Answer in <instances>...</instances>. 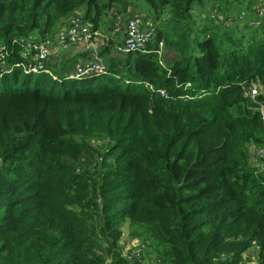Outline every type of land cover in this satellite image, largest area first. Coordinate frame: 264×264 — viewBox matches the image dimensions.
<instances>
[{"label": "trees", "instance_id": "1", "mask_svg": "<svg viewBox=\"0 0 264 264\" xmlns=\"http://www.w3.org/2000/svg\"><path fill=\"white\" fill-rule=\"evenodd\" d=\"M259 1L0 0V264H264V25L238 18ZM75 14L104 72H28L22 41ZM141 14L166 66L117 52Z\"/></svg>", "mask_w": 264, "mask_h": 264}, {"label": "built area", "instance_id": "2", "mask_svg": "<svg viewBox=\"0 0 264 264\" xmlns=\"http://www.w3.org/2000/svg\"><path fill=\"white\" fill-rule=\"evenodd\" d=\"M251 15V17H250ZM215 23L218 25H229V22L220 20L216 12H213ZM239 20H243L249 27H260L264 25V0L250 8L249 13L242 12L238 16ZM152 20L145 21V17L141 15H133L123 25L124 43L117 48L119 54L125 55L135 51H143L144 53H154L158 57L159 63L166 66L162 56L164 53V43L158 42L153 48L147 51V47L153 42L155 30L152 27ZM93 38H104L101 31H91L83 22L80 14L73 15L68 21L66 27L60 32L54 41L45 39L38 40L30 36L23 44L21 51L22 58L28 60L30 66L28 72L39 73L44 72L51 74L47 69V64L52 60L65 56L72 48L78 45H84L86 49L89 48V41ZM147 49V50H146ZM98 57V56H97ZM99 58V57H98ZM104 72V65L95 58L92 62H83L75 66L74 71L67 77L69 80L79 79L84 76L93 74H102ZM162 97L165 96L164 91H160ZM246 95L250 99L257 101L261 96L264 98V90L256 84H251L246 87ZM264 102V100L262 101ZM261 121L264 127V113L261 112ZM251 162L254 167L264 168V148L252 149ZM135 243V242H134Z\"/></svg>", "mask_w": 264, "mask_h": 264}, {"label": "crops", "instance_id": "3", "mask_svg": "<svg viewBox=\"0 0 264 264\" xmlns=\"http://www.w3.org/2000/svg\"><path fill=\"white\" fill-rule=\"evenodd\" d=\"M123 24H119V28H118V26H117V31H119L118 32V38L119 39H121L122 38V34H123V26H122ZM66 26V25H65ZM122 26V27H121ZM121 30H122V32H121ZM99 48L100 47H98V46H96V45H93V48L92 49H86V47L84 46L83 48H79V47H74L67 55H66V57L65 56H62L61 58H58L59 60H57V62L56 63H54V64H51L54 68H58L62 63H63V60H68L69 59V57H71V56H74V55H76V54H78V53H84V54H86V57H85V59L83 60H81V59H78V61H77V63H80V62H90L92 59H93V52L94 51H96V53H97V56H98V51H99ZM102 58V57H101ZM73 65L71 66V70L73 69ZM71 70H70V72H71Z\"/></svg>", "mask_w": 264, "mask_h": 264}, {"label": "rangeland", "instance_id": "4", "mask_svg": "<svg viewBox=\"0 0 264 264\" xmlns=\"http://www.w3.org/2000/svg\"><path fill=\"white\" fill-rule=\"evenodd\" d=\"M124 20H125V19H124ZM124 20L121 19V20H120V23L123 24V21H124ZM120 23H117V24H116V26H118V28L120 27V26H119ZM123 25H124V24H123ZM123 25H122V26H123ZM122 26H121V27H122ZM118 28L116 27V30H117ZM238 28H239V27H238ZM239 29H240V31H241L242 33L247 34V31H245L244 28H241V27H240ZM240 34H241V33H240ZM93 58H94V60H95V58H96V59L98 60V62H100V63H104L103 60H106L105 57H103V58H98V57H97V53H96V51L93 52ZM170 59H171V54H167L166 60L168 61V60H170ZM57 60H59V59H55V58H54V59L52 60V62H53V63H56ZM92 60H93V59H92ZM92 60H91V62H92ZM81 63H83V62H81ZM73 69H75V67H73ZM122 231H123V237H122V239H121V245H122V247H123V248H122V256L125 257V256H127V255L131 252V249H134V247H133V246H134V241H131V242H129V243L127 242V227H126L125 225L123 226ZM253 254H254L253 251H251V252H249V255H248V256H249L250 258L252 257V259H254V258H253ZM253 262H255V261H252V263H253Z\"/></svg>", "mask_w": 264, "mask_h": 264}, {"label": "water", "instance_id": "5", "mask_svg": "<svg viewBox=\"0 0 264 264\" xmlns=\"http://www.w3.org/2000/svg\"><path fill=\"white\" fill-rule=\"evenodd\" d=\"M263 107H264V102H262V104H261Z\"/></svg>", "mask_w": 264, "mask_h": 264}]
</instances>
